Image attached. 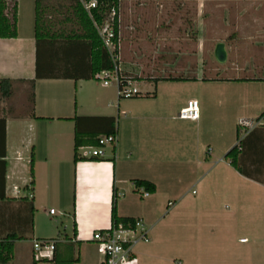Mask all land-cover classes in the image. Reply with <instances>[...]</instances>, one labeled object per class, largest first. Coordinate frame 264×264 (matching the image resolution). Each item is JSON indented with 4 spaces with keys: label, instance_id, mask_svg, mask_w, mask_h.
<instances>
[{
    "label": "crops",
    "instance_id": "0c3cea01",
    "mask_svg": "<svg viewBox=\"0 0 264 264\" xmlns=\"http://www.w3.org/2000/svg\"><path fill=\"white\" fill-rule=\"evenodd\" d=\"M35 7V0H19L18 36L0 39V81H11L8 96L0 88V159L8 163L6 198L0 200V237L27 227L28 211L20 199L33 201L36 208L42 193H65L64 181L74 167L78 207L79 193H90L88 208L94 212V196L100 193L99 215H92L90 221L93 233L112 225L114 192L118 214L142 219L147 225L149 241L135 246V258L128 264H264V197L254 192L264 191L256 170L264 160V128L250 132L241 158L242 166L258 178L241 174L222 159L234 147L231 137L225 146L217 144L224 118L237 124L263 113L264 81L220 74L215 76L219 80H203V72L185 88V81L160 80L156 85L150 80L136 81H149V86H138L139 96L120 98L115 83L85 78L90 73L85 44L56 41L38 47ZM68 52L74 53L65 61ZM38 64L45 75L67 72L78 78H37ZM240 78L249 80H232ZM191 100L199 101V119H181L180 110ZM75 116L116 117L117 144L106 147L99 160L82 154L80 148L79 156L85 160L75 162ZM217 122L219 137L206 139L203 129ZM207 178H214L213 194L219 203L223 197L231 198L230 212L207 207L209 194L205 192L189 200L191 187L204 186ZM135 179L154 182L156 192L139 199ZM192 193L198 192L194 189ZM248 196L255 201L250 204ZM171 201L172 207L168 205ZM76 222L79 261L75 264H99L102 257L93 236L87 242L81 238L79 213ZM36 228L34 217V237Z\"/></svg>",
    "mask_w": 264,
    "mask_h": 264
},
{
    "label": "rangeland",
    "instance_id": "374dc122",
    "mask_svg": "<svg viewBox=\"0 0 264 264\" xmlns=\"http://www.w3.org/2000/svg\"><path fill=\"white\" fill-rule=\"evenodd\" d=\"M119 17L117 62L123 76H127L125 72L133 71L132 75L148 80L164 75L198 78L204 72L208 77L218 74L224 77L247 75L264 81V0H121ZM221 42L226 45L228 52L225 63H220L215 57L216 46ZM195 81L189 80L191 83ZM187 82L185 80L182 83L184 88ZM148 83L136 85L145 89ZM183 94L190 98L194 96L186 92ZM238 126L239 121L235 124L224 118L221 127L218 122L215 127L207 124L203 133L206 139L214 141V137H219L220 127L222 136L217 144L223 147L231 137L235 146L238 143ZM239 131L241 136L240 126ZM91 150V147H83L80 152L90 154ZM225 158L222 157L224 161L230 162ZM72 176L75 177L74 167L69 169L68 179L64 181L65 193H42L37 199L35 239L54 234L57 236L59 231L61 236L67 232L74 236L73 224L74 220H78V213L83 230L81 238L87 242L93 236L94 224L90 221L92 215H97L98 204L101 203L100 193L94 196V212L88 208L90 193H79L78 207ZM213 179L207 178L204 186H192L189 200L199 199L198 196L205 192L209 194L205 199L209 203L207 207L217 206L223 213L230 212L233 209L231 198L223 197L221 203L218 196L214 198L217 185H214ZM187 186L186 183L183 188ZM194 189L197 194L192 193ZM254 192L263 193L264 197V191L256 189ZM136 195L142 199L139 193ZM252 200L255 201L254 197L249 199L250 204ZM51 208L57 214H51ZM86 249L90 252V246ZM32 254V240L18 241L14 258L7 264H33Z\"/></svg>",
    "mask_w": 264,
    "mask_h": 264
},
{
    "label": "trees",
    "instance_id": "16d2710c",
    "mask_svg": "<svg viewBox=\"0 0 264 264\" xmlns=\"http://www.w3.org/2000/svg\"><path fill=\"white\" fill-rule=\"evenodd\" d=\"M18 1L19 0H0V39H12L18 36ZM91 0H35V37L38 47L44 42L65 41L66 43H83L89 48V69L90 73L86 79H94L98 72L113 70L115 63L95 26V22L103 23L104 14L113 7L120 12L121 0H96L98 6L92 10V17L84 8L83 2ZM118 15L116 17L115 29L117 31V38L119 36ZM117 41V40H116ZM74 52L64 53L65 61L70 60L69 56ZM133 73V71H131ZM125 79L132 81L148 80L138 75L126 73ZM53 75V74H52ZM52 75H45L37 65V78H45ZM78 78L76 75H70L67 72L63 74H55L49 78ZM203 80H218L217 77L209 78L206 74L202 77ZM160 80H197L196 76H173L164 75L161 77L151 78L155 85ZM237 81L249 80L247 78L232 79ZM253 80V79H251ZM258 80V79H254ZM0 88L4 97L8 96L11 89L10 79H3L0 81ZM154 95L155 93H147L146 96ZM264 113V112H263ZM262 113V114H263ZM75 122V137H74V160L78 162L84 158L79 156V150L83 147H93L98 144V138L103 135L117 134L118 119L116 117H87L75 116L72 118ZM97 121V124H93ZM250 134V133H249ZM248 134V135H249ZM248 135L241 140V150L235 145L226 154V159L230 164L238 170L241 174L250 177L258 178L252 172L244 168L241 164L242 153L244 150V143ZM237 138L240 139L239 126L237 128ZM85 160V159H84ZM94 160H99L96 158ZM7 161L0 159V200L5 199L6 189V173ZM256 170L261 173L258 181L264 183V160L262 167ZM31 176L33 184L34 167L33 158L31 159ZM258 176V175H257ZM136 187H144L150 193H155L157 190L156 184L145 179H135ZM137 189V188H136ZM117 193L114 192L112 201V225L116 223H124L135 225L138 218L123 217L118 214L117 209ZM20 201L25 202L24 209L28 211V225L24 230H14L7 235L0 237V263L7 264L14 258L15 246L17 241L34 240V217L36 208L33 201L27 198H22ZM77 222L74 220L73 234L77 237ZM66 237H70L65 233ZM79 261V256L75 251V244L61 243L56 246L55 254L51 262L52 264H75ZM33 264H38L36 260Z\"/></svg>",
    "mask_w": 264,
    "mask_h": 264
},
{
    "label": "built area",
    "instance_id": "2783aa9c",
    "mask_svg": "<svg viewBox=\"0 0 264 264\" xmlns=\"http://www.w3.org/2000/svg\"><path fill=\"white\" fill-rule=\"evenodd\" d=\"M84 8L92 17V10L98 6L96 0L83 2ZM118 9L113 7L104 14L103 23L95 22V26L104 42L105 47L110 52L115 66L113 70L98 72L94 79L102 81L104 84H116L118 87V95L120 98H132L141 95V91L136 85V81L125 79L122 75L121 66L118 65V55L120 46V37L117 38L115 29L116 17ZM118 23L120 17L118 15ZM120 28V27H119ZM117 40V41H116ZM179 117L186 120H197L200 117V107L198 100H191L179 112ZM239 126L241 128V136L237 146L241 150V140L244 139L252 130L256 128H264V113L254 119H240ZM117 134L103 135L98 138V144L91 147V156L95 158H103L105 149L108 146L117 144ZM138 192L143 197H148L151 193L144 187H137ZM19 189L15 187L14 196L18 197ZM32 198V194L30 195ZM173 206L171 201L168 204ZM51 214H56L54 209L50 210ZM149 229L142 219H137L135 225L116 223L109 228L97 230L93 233V242L97 246L98 253L102 260L99 264H128L134 260V248L140 242L149 241ZM60 243L76 244V237H66L58 235L54 238H36L33 240V257L39 262H49L53 259L56 246Z\"/></svg>",
    "mask_w": 264,
    "mask_h": 264
},
{
    "label": "water",
    "instance_id": "95a60500",
    "mask_svg": "<svg viewBox=\"0 0 264 264\" xmlns=\"http://www.w3.org/2000/svg\"><path fill=\"white\" fill-rule=\"evenodd\" d=\"M215 57L220 63H225L228 59V52L224 43H218L215 49Z\"/></svg>",
    "mask_w": 264,
    "mask_h": 264
}]
</instances>
